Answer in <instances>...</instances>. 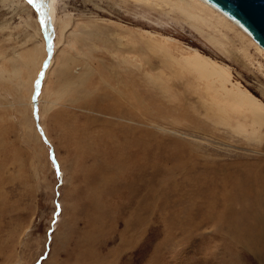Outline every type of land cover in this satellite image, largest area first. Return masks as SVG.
Listing matches in <instances>:
<instances>
[{
    "label": "rangeland",
    "instance_id": "374dc122",
    "mask_svg": "<svg viewBox=\"0 0 264 264\" xmlns=\"http://www.w3.org/2000/svg\"><path fill=\"white\" fill-rule=\"evenodd\" d=\"M30 1L0 0V264H264V52L197 0H50L58 174Z\"/></svg>",
    "mask_w": 264,
    "mask_h": 264
},
{
    "label": "water",
    "instance_id": "95a60500",
    "mask_svg": "<svg viewBox=\"0 0 264 264\" xmlns=\"http://www.w3.org/2000/svg\"><path fill=\"white\" fill-rule=\"evenodd\" d=\"M205 4L209 5L223 16L235 23L241 28L249 37H251L263 50H264V0H201ZM35 6V5H34ZM37 9V8H36ZM40 8L37 9V14L40 17ZM46 38L48 39L47 35ZM51 53L48 57V62L44 64L43 76L40 78L42 83L44 72L47 70L49 61L51 59ZM38 88L35 91L34 98V114L37 120L38 131L50 146L46 135L44 134L41 125L39 124L38 115ZM51 158L57 168V173L60 174L59 163L55 159L53 147L51 146Z\"/></svg>",
    "mask_w": 264,
    "mask_h": 264
},
{
    "label": "bare ground",
    "instance_id": "6f19581e",
    "mask_svg": "<svg viewBox=\"0 0 264 264\" xmlns=\"http://www.w3.org/2000/svg\"><path fill=\"white\" fill-rule=\"evenodd\" d=\"M28 1V0H27ZM30 1V0H29ZM197 1H200L202 2L201 0H197ZM35 10L37 11V9L39 10L40 8V17H39V22H40V26H41V30H42V33H43V36H44V39H45V42H46V52H47V56L49 57V54L51 53V59L49 61V64H48V67H47V70H45L44 72V77H43V80H42V83L40 82V78L41 76H43V71H44V64L42 66V70L40 71V74L38 75V78L36 79V82H35V85H34V92H33V103H32V107H33V110L35 111L34 109V98H35V91L36 89L38 88V91H39V94H38V97H37V102H39V96H40V92H41V88L43 86V83H44V80L46 78V72L49 70L51 64H52V60H53V57H54V50H55V46H54V40L56 38V32L54 30V27H53V21H54V18H53V12H52V6H51V1L50 0H31L30 1ZM203 4H205L204 2H202ZM207 7H210L209 5L205 4ZM37 8V9H36ZM212 8V7H210ZM213 9V8H212ZM215 10V9H213ZM216 11V10H215ZM218 12V11H217ZM219 13V12H218ZM221 14V13H220ZM39 15V14H38ZM222 15V14H221ZM225 17V16H224ZM226 18V17H225ZM228 19V18H227ZM229 20V19H228ZM231 21V20H230ZM232 22V21H231ZM233 23V22H232ZM235 24V23H233ZM236 25V24H235ZM237 26V25H236ZM238 27V26H237ZM239 28V27H238ZM241 29V28H240ZM242 30V29H241ZM243 31V30H242ZM244 32V31H243ZM245 33V32H244ZM246 34V33H245ZM46 35L48 37V39L46 38ZM250 39L256 44L257 48L259 49L260 52H264V50L250 37ZM194 53H195V57L198 58V62H197V66L201 69V70H204L206 71L211 77H215L214 79L219 81L220 82V86L221 88L226 89L225 87V84L227 82H229V79H225L223 77V73L219 70H217L216 66L212 63H210L209 61H207V59L203 58L201 56V54L199 53V51L195 48H190ZM48 60V58H47ZM46 60V61H47ZM45 61V62H46ZM48 62V61H47ZM238 87V86H237ZM239 88V87H238ZM238 97L241 99V100H246L247 103H248V107L250 108L251 112L255 115V116H258V117H261V115H263V113L260 112V105L258 104V102L256 101V99H254L252 96L250 95H246V93L244 92H239L238 94ZM240 101V100H239ZM242 102V101H240ZM38 114H39V103H38ZM35 116V114H34ZM44 139V138H43ZM45 141V140H44ZM49 142V141H48ZM47 143V142H46ZM48 144V143H47ZM49 145V144H48ZM261 173V172H260ZM261 175V174H260ZM253 182V181H252ZM258 189H261V193H262V188L259 186L256 188V191H255V194L257 196V199H256V202H254L255 204L259 203V201L262 199V196H261V193L259 194L258 193ZM260 192V191H259ZM258 193V194H257ZM253 198V197H252ZM255 198V197H254ZM250 205V204H249ZM251 206V205H250ZM260 213V212H259ZM262 216V215H261ZM260 231V229H259ZM258 231V232H259ZM243 232V231H242ZM246 233V232H245ZM257 233V232H256ZM251 236V235H250ZM260 240V239H259ZM261 242V241H260ZM254 247V246H253ZM255 248V247H254Z\"/></svg>",
    "mask_w": 264,
    "mask_h": 264
}]
</instances>
